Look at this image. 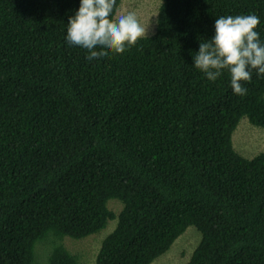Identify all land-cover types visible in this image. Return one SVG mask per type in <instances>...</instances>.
<instances>
[{"label":"trees","instance_id":"1","mask_svg":"<svg viewBox=\"0 0 264 264\" xmlns=\"http://www.w3.org/2000/svg\"><path fill=\"white\" fill-rule=\"evenodd\" d=\"M79 6L0 0V264H80L61 240L106 226L93 264H151L188 227L187 264H264V146L234 149L241 117L264 129V77L238 96L193 65L220 16L256 15L264 43V0H160L152 33L91 61L65 39Z\"/></svg>","mask_w":264,"mask_h":264},{"label":"clouds","instance_id":"2","mask_svg":"<svg viewBox=\"0 0 264 264\" xmlns=\"http://www.w3.org/2000/svg\"><path fill=\"white\" fill-rule=\"evenodd\" d=\"M117 0H80L79 9L68 19L66 42L86 49L87 60L123 54L147 36V27L136 13L114 15ZM260 20L254 14L220 16L215 20V35L200 41L193 65L209 81H216L228 70L235 95H247L244 83L251 82L253 71L264 76V43L255 30ZM99 49V50H97Z\"/></svg>","mask_w":264,"mask_h":264},{"label":"rangeland","instance_id":"3","mask_svg":"<svg viewBox=\"0 0 264 264\" xmlns=\"http://www.w3.org/2000/svg\"><path fill=\"white\" fill-rule=\"evenodd\" d=\"M159 5L160 0H123L120 14L126 13L123 10V7L129 9L131 12L136 13L140 22L145 27H147V34H150L154 31V25ZM243 121L245 122L243 123ZM246 121L247 119L245 118L241 119V121L239 122L241 126L238 127V124L237 131L233 133L234 136L235 134L239 133L234 137L235 151L241 156L248 157L258 153L263 148L264 129L255 126L253 127V125H251L250 123L247 124L248 121ZM252 129L254 130V132ZM238 130H241V132ZM245 131L248 132L246 133ZM258 146H261V149H258ZM111 207L114 208V211L118 209L116 205H111ZM106 229L107 226L98 233L90 235L84 239L75 240L69 237H64L61 241L72 240V243L69 244V247L72 252L76 251L81 254L80 264H93V254H95L100 237L102 239L107 234ZM199 242V232L194 227H188L179 237H177L173 241L169 250L163 255L156 258L151 264H187ZM75 243L78 245H75ZM44 245L48 246L49 240H46L44 242Z\"/></svg>","mask_w":264,"mask_h":264},{"label":"bare ground","instance_id":"4","mask_svg":"<svg viewBox=\"0 0 264 264\" xmlns=\"http://www.w3.org/2000/svg\"><path fill=\"white\" fill-rule=\"evenodd\" d=\"M122 1H123V0H122ZM122 1H121V3H119V7H118V9H117V11H116L117 14H120ZM123 10H124L126 13H127V12H131L129 9H127V8H125V7H123ZM260 31H261V30H260ZM263 32H264V30H263ZM262 43H263V42H262ZM141 45H142V44H141ZM128 51H129V50H128ZM130 52H131V51H130ZM125 53H126V52H125ZM131 53H134V52H131ZM134 54H135V53H134ZM130 55H131V54H130ZM136 55H137V54H136ZM128 56H129V54H128ZM132 56H133V55H131L130 58H132ZM135 59H136V57H135ZM148 60L151 61V58H150V59L148 58ZM131 61H132V60H131ZM135 62H137V60H136ZM135 62H134V63H135ZM139 65H140V63H139ZM254 75H255V73H254ZM263 77H264V76H263ZM261 78H262V77H261ZM259 79H260V78H259ZM236 106H237V105H236ZM232 108H235V107L233 106ZM176 113H177V112H176ZM226 115H228V114H226ZM230 115H231V114H230ZM174 116H175V115H174ZM231 116H232V115H231ZM171 117H172V116H171ZM176 117H177V116H175V118H176ZM244 117H245V116H244ZM172 118H174V117H172ZM236 118H237V116H236ZM236 118H235V120H237ZM241 118L243 119V117H241ZM230 119H231V117H230ZM245 119H246V118H245ZM232 120H233V119H231L230 121H232ZM235 120H234V121H235ZM238 120H239V119H238ZM176 121H177V120H176ZM225 121H226V120H225ZM227 121H228V119H227ZM240 121H241V120H240ZM174 122H175V121H174ZM177 122H178V121H177ZM244 122H245V121H243V123H244ZM246 122H247V121H246ZM249 122H250V121H249ZM224 123H225V122H224ZM227 123H228V122H227ZM227 123H226V124H227ZM230 123H231V122H229V124H230ZM236 124H238V123H236ZM247 124H249V123H247ZM239 125H240V124H239ZM240 126H241V125H240ZM249 126H250V125H249ZM235 127H236V126H235ZM235 127H234V128H235ZM253 127H254V126H253ZM186 128H187V127H186ZM237 129H238V128H237ZM254 129H255V128H254ZM235 130H236V129H235ZM235 130H234V131H235ZM252 130H253V129H252ZM236 131H237V130H236ZM238 131L241 132V130H238ZM245 132H246V131H245ZM247 132H248V131H247ZM247 132H246V133H247ZM251 132H252V131H251ZM253 132H254V130H253ZM243 133H244V132H243ZM237 134H239V133H237ZM237 134H235V136H236ZM240 135H241V134H240ZM235 136H234V137H235ZM244 136H245V135H244ZM239 138H240V136H239ZM245 139H246V137H245ZM237 140H238V137H237ZM231 147H232V146H231ZM104 152H105V151H104ZM106 152L108 153V151H106ZM106 152L104 153V155L106 154ZM117 153H118V152H117ZM119 153H120V152H119ZM119 153H118V154H119ZM125 153H127V151H126ZM108 154H110V153H108ZM115 154H116V152H115ZM115 154H113V155L111 154V155L114 156ZM122 154H123V152H122ZM106 155H107V154H106ZM116 156H117V154H116ZM125 156H126V155H125ZM127 156H128V154H127ZM117 157H118V156H117ZM114 158H115V157H114ZM123 158H124V157H123ZM123 158H122V159H123ZM125 158H127V157H125ZM125 158H124V159H125ZM111 159H112V158H111ZM118 159H119V158H118ZM122 159H121V160H122ZM131 172H132V170H131ZM128 173H130V172H128ZM130 175H131V173H130ZM132 191H134V190H132ZM132 191H131V192H132ZM94 196H95V195H94ZM88 197H89V196H87L86 199H87ZM90 197H91V195H90ZM88 199H89V198H88ZM88 199H87V200H88ZM95 200H97V197H96ZM95 200H94V201H95ZM89 201H91V200H89ZM101 204H102V202H101ZM109 204H110V203H109ZM101 206H102V205H101ZM110 206H111V205H110ZM102 207H103V206H102ZM108 208H110V207H108ZM115 208H116V207H115ZM104 209H105V208H104ZM106 209H107V208H106ZM113 209H114V208H113ZM106 211H107V210H106ZM108 211H109V210H108ZM104 212H105V210H104ZM95 215H96V214H95Z\"/></svg>","mask_w":264,"mask_h":264}]
</instances>
